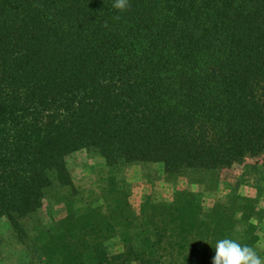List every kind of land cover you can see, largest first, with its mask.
Returning a JSON list of instances; mask_svg holds the SVG:
<instances>
[{
	"label": "trees",
	"instance_id": "trees-1",
	"mask_svg": "<svg viewBox=\"0 0 264 264\" xmlns=\"http://www.w3.org/2000/svg\"><path fill=\"white\" fill-rule=\"evenodd\" d=\"M129 4L0 0V219L21 245L49 193L73 191L67 157L79 150L167 175L264 157V0ZM117 200L104 221L69 213L39 232L37 264H189L235 240L196 196L139 218ZM117 227L123 247L111 254Z\"/></svg>",
	"mask_w": 264,
	"mask_h": 264
},
{
	"label": "rangeland",
	"instance_id": "rangeland-1",
	"mask_svg": "<svg viewBox=\"0 0 264 264\" xmlns=\"http://www.w3.org/2000/svg\"><path fill=\"white\" fill-rule=\"evenodd\" d=\"M67 168L74 189L49 193L43 208L26 225L28 236L34 235L32 244H19L8 223L0 219V264L43 261L31 253V245L39 246V232L57 224L69 213L91 216L86 218V223L101 222L107 217L108 205L115 209L119 199L127 205L126 214L139 218L154 205L171 203L179 193L196 196L200 210L209 212L212 224L241 245L254 247L264 259V157L247 158L218 171L187 169L167 175L160 163L111 167L96 152L84 149L67 157ZM101 207L104 212L100 213ZM87 209L94 212L86 214ZM122 247L117 227L106 242V249L114 254ZM214 248L215 245H210V249ZM186 250L201 252L198 250L204 247L191 242ZM207 256L205 259L201 254L191 255L189 264H212L214 255Z\"/></svg>",
	"mask_w": 264,
	"mask_h": 264
},
{
	"label": "clouds",
	"instance_id": "clouds-1",
	"mask_svg": "<svg viewBox=\"0 0 264 264\" xmlns=\"http://www.w3.org/2000/svg\"><path fill=\"white\" fill-rule=\"evenodd\" d=\"M112 6L122 12L126 11L130 4L129 0H113ZM214 249L212 264H264V259L258 255L254 247L241 245L233 239L218 240Z\"/></svg>",
	"mask_w": 264,
	"mask_h": 264
}]
</instances>
